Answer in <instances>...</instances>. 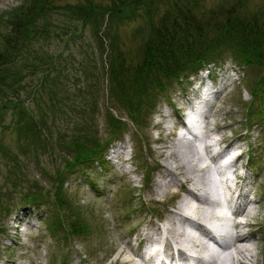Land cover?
Returning <instances> with one entry per match:
<instances>
[{
  "label": "rangeland",
  "instance_id": "obj_1",
  "mask_svg": "<svg viewBox=\"0 0 264 264\" xmlns=\"http://www.w3.org/2000/svg\"><path fill=\"white\" fill-rule=\"evenodd\" d=\"M29 1L0 0V14H8V19L11 20L13 10L20 4ZM119 1L51 0V4L58 7L56 9L58 11L53 13L54 22L61 24L64 21L67 26L71 27L63 38L60 39L54 35V38L47 43L49 51L54 56L58 55L59 58L55 63L56 69L51 70L52 83L49 86L53 91L57 89L58 95L61 97L62 87L72 86L78 82H81V86H86L85 84L90 81L94 73L101 76L104 68L101 50L107 51L109 41L115 42L118 50L122 51L130 63L133 64L139 60L142 57L146 37L150 34V26L156 27L160 18L168 12H174V9L169 10V3L177 0H131L132 2L124 0V3L131 4V8L125 11L127 18L115 14L111 18V26L101 28L100 38H97V41L89 34V27L81 25L80 19H71L69 15H67L68 19L60 16V12L63 11V7L60 8V6L63 5L64 7L67 4L71 6L88 4L110 6ZM201 3L203 8L216 7L233 10L234 6V10L240 18L250 17L255 10L264 11V0H200L199 4ZM105 14L101 26H104L109 18L108 14ZM148 17H153L152 23L147 24ZM7 28V24L0 22V30L7 31ZM102 30L106 35L102 33ZM58 33L60 34V31ZM87 53L91 57L89 66H85ZM218 59L221 61L215 65L224 64L231 67L233 64L238 69L240 83L223 98L217 100L220 104L219 110L210 117L207 128L212 133L216 132L221 135H228L231 132L234 137L237 136L251 142L252 153H249L251 166H254L256 170H261L259 177L255 178L256 187L254 188L260 195H264V119L261 120L255 114L256 108L259 106L257 101H254L251 106L255 115L251 119L247 117L248 109H246L251 99L249 92L251 82L264 72V66L260 69L254 68V66L253 68H242L232 60L230 55L226 56V54L218 56ZM89 72L92 74L89 75ZM41 74L38 73L35 78L42 80ZM59 74L60 80H58ZM157 74L158 70L155 75ZM77 80L81 81L77 82ZM106 83H104V88ZM47 84H49L48 80ZM181 85L176 83L170 85L167 92L156 100L154 108L147 109L146 117L139 121L145 119L144 125L141 126H137V123L131 119L132 115L130 114L135 115L138 110L135 109V102L127 107L125 101L128 102V98H120L121 100L118 99V102L114 99L115 95H109L106 89L102 90L101 87L97 93L99 105L95 111L98 136L101 140L109 138L110 131L106 127L109 120L107 112H104L106 105L115 108L111 109V112L115 119L125 122L126 129L119 132V135L123 133L120 137L111 139L108 146L101 152V160L104 161L106 168L100 167L101 161H98L89 165L82 164L81 169L65 175L67 177L64 184L66 191L63 193L80 209L82 208L83 215L87 218L86 222L91 224L87 232L71 236L70 239L65 238L66 235L61 225L54 223L56 226H51L52 222L57 221V218L60 217L50 203L26 204L25 198H23L26 191L33 190L32 180H36L45 189L49 187L51 176L55 173L53 163L55 158L52 155H57V152L39 146L35 149L28 148L25 151L20 149L18 139L10 129V112L0 116V264H62V260H65L66 264H120L118 262L119 252L121 254L135 253L136 241L134 239H138L140 230H158L157 223L160 218L150 216L149 209L161 212L164 219L171 218V208L177 203L178 194L175 192L178 185L167 188L162 193L156 188V181H164L171 177L166 175L163 162L170 165L180 164L177 160L180 158L181 161L182 150L186 143L195 148V159L198 161V166H205L203 158L199 155V152L205 154V145L202 146L200 142L195 145L192 142L180 141L177 142L181 143L179 148L173 147L176 142L173 133L175 125L171 129L172 120H166L162 114V112H169L171 119L170 113L173 111V107L169 104L174 103L177 106L182 104L183 91H185L187 81L183 80ZM131 92L134 94L133 101H135L137 95L133 91ZM135 92L138 93V91ZM21 96L25 101L28 98L26 93H22ZM43 97L47 101L49 100L47 94H43ZM58 104L62 108H66L65 104ZM261 106L263 107L261 112L264 113V104ZM261 106L259 110H261ZM58 113L61 114V111L58 110ZM117 139L127 143V151L132 156L128 163L120 165L118 162L114 163L109 160L111 149L108 148L117 145ZM212 141L211 143H213ZM243 147V150L246 149V144H243ZM9 150L14 152L10 153ZM11 154L16 156H11ZM166 154L169 155L166 156ZM240 162L238 161V164ZM147 163L156 168L151 172L150 178L148 176L146 181L148 184L145 185L143 172ZM249 168L253 169L250 166ZM205 170L200 172L204 173ZM206 176L210 177L209 169ZM222 177L224 178L225 175ZM255 190H253L254 193ZM130 197L134 199L130 200ZM140 200L143 201L141 206H139ZM45 201L49 200L45 199ZM6 206H9L8 212L4 210ZM256 207H258L259 216L261 215L264 219V201ZM25 214L27 219L36 222L33 229L27 228L31 232L27 236V241L19 239L15 244L9 245V241L4 243L3 238L6 233L8 236L15 235V230H7L9 225L14 222L13 218ZM260 228L264 229L261 224ZM22 234L17 233L16 235ZM127 243H129V247ZM252 251L254 254L253 264H264V243H256ZM234 255L233 248L226 251L221 261L219 260L220 264H234Z\"/></svg>",
  "mask_w": 264,
  "mask_h": 264
},
{
  "label": "trees",
  "instance_id": "obj_2",
  "mask_svg": "<svg viewBox=\"0 0 264 264\" xmlns=\"http://www.w3.org/2000/svg\"><path fill=\"white\" fill-rule=\"evenodd\" d=\"M177 1L169 3V10L174 9V12L160 18L156 27L150 26V34L146 37L139 60L130 63L115 42L109 41L107 51L101 50L104 64L101 76L94 73L86 86H81L78 82L81 80H77V84L62 87V97L57 89L53 91L49 86L52 83L51 72L56 69L55 63L59 58L47 48L54 35L61 39L71 28L62 20L61 24H56L52 19L58 7L53 6L51 0H30L13 10L11 20L8 14L0 15V21L8 26L7 31L0 30V116L10 112V129L17 137L20 149L25 151L39 146L57 152V155H52L55 158V173L51 176L49 187L45 189L32 180L33 190L26 191L23 198L34 203L49 200L48 203L56 207V214L61 218H57V225L64 229L66 239L68 234L87 232L91 226L86 222L82 208L63 193V178L81 169L82 164H91L99 159V153L106 144L107 139H100L96 127L97 93L101 87L109 95H115L117 101L128 98V102L125 101L127 107L135 102V109L138 110L135 115H130L136 125H140L139 121L147 114V109L154 107L155 101L167 91L172 81L203 61L226 54L248 68L254 66L260 69L264 66V11L255 10L250 17L240 18L234 6L233 10L203 8L200 0ZM61 7L60 16L80 19L81 25L89 27V34L97 41L101 28H109L115 14L127 18L125 11L131 8V4L120 0L110 6L67 4ZM105 13L109 18L101 26ZM152 18H147V24L152 23ZM102 33L105 34L104 30ZM90 61L87 53L85 66H89ZM38 73H42V80L35 78ZM59 77L60 74L58 80ZM131 91L137 95L135 101ZM249 92L251 105L254 101L259 103V106L256 103L255 114L264 119L261 112L264 72L251 82ZM22 93L28 95L26 101ZM43 94L48 95V101ZM58 103L65 104L66 108ZM111 109L115 108L104 107L109 120L106 127L113 135L121 132L126 124L121 119H115ZM249 109L251 112L247 117L251 119L255 115L251 107ZM8 209L9 206L4 208L6 212Z\"/></svg>",
  "mask_w": 264,
  "mask_h": 264
},
{
  "label": "bare ground",
  "instance_id": "obj_3",
  "mask_svg": "<svg viewBox=\"0 0 264 264\" xmlns=\"http://www.w3.org/2000/svg\"><path fill=\"white\" fill-rule=\"evenodd\" d=\"M183 139V137L178 136L173 147L179 148L181 143L177 142ZM214 144L218 146L219 151L217 153L211 152L212 144H205L204 150L207 161L204 158L202 159L205 166H198V161L195 159V148L193 145L186 143L184 144V150H182L181 161L180 158L177 160L180 164L170 165L163 162L166 175L171 177L164 181H156V188L159 192L162 193L167 188L178 185L190 195L191 199L181 200L162 229L139 231L140 235L148 240L152 246L153 253L148 259L140 255L136 259V256L131 253L121 254L119 252L118 262L120 264H152V258L156 262L155 264H162L164 258H167L169 264H189V262L193 264H220L218 259H222L224 255L210 247L208 239L213 242H217L218 239H227L228 244L225 245V249H234V264H253V248L240 245L243 241L252 237L251 234L256 231L253 226L248 229L246 227L247 224L249 226L250 218L255 214L253 206L243 211L239 210L241 198L247 201L246 195L239 193L238 197L235 200L233 199L235 209L230 215H226L223 210L218 208L207 210L208 206L217 205L215 198L225 199L224 193L217 192L216 187L209 188L205 186L209 182L206 176L209 162H213L219 152L229 147V140L221 135L215 140ZM231 161L232 164L236 165L238 155L233 157ZM204 169L206 170L202 173ZM201 170L202 172H200ZM219 170L222 172L224 169L219 168L218 172ZM211 179H213L212 175ZM238 187L237 185L236 188ZM238 215L243 217L242 221L235 220ZM210 218L214 219L217 224L212 228H207L205 223L209 222ZM226 225H230V227L227 229ZM230 228L234 229L233 233ZM153 233L156 234V237L152 236ZM127 245L129 247V243ZM174 249L177 252L176 257L173 255ZM158 254H161L159 259Z\"/></svg>",
  "mask_w": 264,
  "mask_h": 264
}]
</instances>
